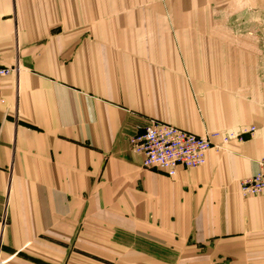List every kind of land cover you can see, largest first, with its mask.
Wrapping results in <instances>:
<instances>
[{
  "label": "crops",
  "instance_id": "crops-1",
  "mask_svg": "<svg viewBox=\"0 0 264 264\" xmlns=\"http://www.w3.org/2000/svg\"><path fill=\"white\" fill-rule=\"evenodd\" d=\"M258 2L0 0V63L17 67L0 92V264H264V194L239 191L264 158V81L218 52L201 64L208 27ZM153 121L255 133L168 178L129 147Z\"/></svg>",
  "mask_w": 264,
  "mask_h": 264
},
{
  "label": "built area",
  "instance_id": "built-area-1",
  "mask_svg": "<svg viewBox=\"0 0 264 264\" xmlns=\"http://www.w3.org/2000/svg\"><path fill=\"white\" fill-rule=\"evenodd\" d=\"M15 72L17 67L0 63V92L2 79ZM254 133V127H245L238 131L216 132L202 137L167 123L153 121L141 133L129 139V147L132 153L142 158L144 169L173 178L179 168L190 170L203 166L210 149L221 148L233 140L245 141ZM215 140H219V144H215ZM239 191L243 198L264 194V158L258 162L257 173L241 181Z\"/></svg>",
  "mask_w": 264,
  "mask_h": 264
},
{
  "label": "rangeland",
  "instance_id": "rangeland-1",
  "mask_svg": "<svg viewBox=\"0 0 264 264\" xmlns=\"http://www.w3.org/2000/svg\"><path fill=\"white\" fill-rule=\"evenodd\" d=\"M260 1L208 27L203 67H219L218 52L222 67H256L264 81V0Z\"/></svg>",
  "mask_w": 264,
  "mask_h": 264
}]
</instances>
